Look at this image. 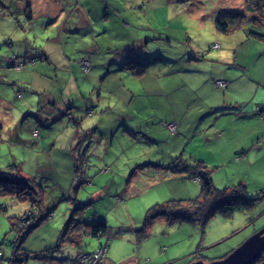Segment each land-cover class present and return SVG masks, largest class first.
Here are the masks:
<instances>
[{
  "label": "rangeland",
  "instance_id": "1",
  "mask_svg": "<svg viewBox=\"0 0 264 264\" xmlns=\"http://www.w3.org/2000/svg\"><path fill=\"white\" fill-rule=\"evenodd\" d=\"M31 1L34 8L32 28L22 36L26 35L25 40H29L31 52L41 51L48 56L44 62L38 60L44 64L38 65L37 69L48 76L52 72L63 74L58 79V88L53 91L55 98L61 101L71 98L75 105L80 102L81 108L65 109V114L57 120H40L35 124L38 136L34 137L27 131L30 129L28 123L23 121L31 118L27 115L33 109L24 106V101L10 90L11 86L6 83L8 79L0 77V169L7 164L13 170L21 166L19 174L37 175L43 186L42 211L39 212H53L24 239L22 247L28 255L21 262L22 254H12L2 239L10 232V221L30 213L29 205L32 204L20 202L11 193L0 194V264H49L53 259L70 258L79 248L75 243L61 239L60 234L71 219L78 221L91 216L93 222L97 218L93 214L95 206L109 226L106 256L112 264H190L195 256L212 260L230 252L264 226V196H261L252 206L243 207V211L235 210L228 217L216 213L203 226L164 219V223L157 222L152 230L149 227L142 229L146 210L162 199L167 184H161L163 190L157 185L150 184L145 188L134 185L132 189L137 191L133 195L125 186L130 174V178H146L157 155V148L144 138L132 144L130 132H153L156 137L159 132H164V137L167 134L178 137L177 132H199L198 129L208 123L212 132H222L224 128L228 133L245 130L241 127L245 120L232 122L234 115L212 118L211 113H203L207 105L219 108L216 113L234 109L245 112L246 105L239 108L234 102H252V80L257 79L264 69V39H253L247 33L251 26L257 31H261V27L244 21L243 27L228 33L215 28L217 13L230 8V4L236 5L237 0H136L125 4L118 0H111V3L101 0L95 9L93 3H85L88 16L80 18L77 10L67 11L69 17L66 19L64 11L57 14L48 8L50 0ZM23 4L22 0L17 7ZM10 21L14 20L9 16L0 17L2 56L10 49L5 43L6 37L9 34L14 39L19 37ZM77 21L80 23L76 24ZM208 46L213 48L209 50ZM88 55H91L93 65L80 88L91 114L86 116L83 115L85 104L79 91L68 89L63 82L70 83L66 73L68 67L78 65L79 59ZM80 62L84 65L85 61ZM2 72L0 75L5 71ZM70 75L77 83L82 81L80 76ZM19 76L24 77L22 73ZM232 76L238 78L237 82ZM216 79L235 83L222 85L220 81L215 82ZM18 81L21 82L18 85L26 86L24 81ZM261 90L256 101L264 100V88ZM7 99L13 106L5 103ZM107 102L115 108L98 120L99 132H114L116 136L113 144H110L109 137L106 145L104 138L84 131L95 126L94 114ZM90 103L95 104L93 108ZM70 112L83 115L84 121L71 122L68 119ZM169 123L174 124L173 129L168 127ZM187 137L173 154L180 160L188 157L187 152L191 158L208 155L209 147L215 143L212 140L203 147L198 144V135ZM230 139L229 134L221 138L218 145L222 151L228 149ZM33 141L35 146L30 144ZM257 142L261 144V136ZM262 144L264 152V136ZM164 148V163L168 167L169 163L170 166L184 167V164L169 160V142L164 143ZM253 152L255 148L250 151ZM195 159L194 163L202 161ZM82 161H85L84 167L86 163L90 165L86 174L94 176L90 182H82L74 189L83 176L88 179L78 168L69 174L74 163L80 166ZM250 162L251 154L249 160H226L217 170L206 165L211 168L212 183L218 188H230L246 179L248 189L252 190L246 188L249 193L264 190V160L258 162V168L249 165ZM37 165L40 169L33 173L30 167L36 168ZM250 179L254 180L251 182ZM255 179L259 180L256 182ZM68 180L70 183L62 192L59 185H66ZM188 180L189 191L199 197L201 183L197 176ZM102 188L108 193L95 197L94 193ZM74 197L85 204L82 209L75 208ZM34 213H38V209ZM65 231L67 233V229ZM72 234H75L76 241L79 240V250L95 249L100 242L88 234H78L77 231ZM105 238L103 236L101 241L104 242ZM82 256L79 257L80 263L87 258ZM88 264L98 263L92 259ZM257 264H264V261Z\"/></svg>",
  "mask_w": 264,
  "mask_h": 264
},
{
  "label": "trees",
  "instance_id": "2",
  "mask_svg": "<svg viewBox=\"0 0 264 264\" xmlns=\"http://www.w3.org/2000/svg\"><path fill=\"white\" fill-rule=\"evenodd\" d=\"M109 3H111V0H107ZM119 2H135L136 0H118ZM229 1V0H227ZM236 5L230 4V8H225L220 10L214 20L215 28L221 32V33H228L232 32L235 29H238L240 27H243L244 21H247L248 23L261 27V31H257L251 28L249 31L247 30V33L249 37L253 39H264V0H237ZM22 2V0H0V17L5 18L6 16H9L14 21H10V23L13 26L14 30H18L19 37L18 39H14L12 34H9L6 37V44L9 45L10 49L8 50L7 55H0V73H3L2 70H4V74L0 75V77H3L8 79L6 81L7 84H9L11 87L10 90H13L15 92V95L17 98H20L24 101L22 103L27 108L33 109V111L30 112L29 115L31 118L23 120L24 122L28 123V127L30 126V129L27 128V131L29 130L32 132L34 137L38 136V129L35 127L36 123H39L40 120L44 122V119H51L57 120L59 119L66 110H71L72 108H81L80 102L77 103L78 105H75L73 102V99L71 98H64L63 101L55 98L53 91L58 88L57 82L59 77H61L63 74H57V73H51L49 76L47 74L41 73L43 78L41 79L42 89L40 90H34L31 89L29 84L25 83L26 86H20L18 84H21L20 81L16 82V80H22L25 81L26 78L29 79L27 76L31 73L32 66L36 67L41 64L43 65L45 60L48 59V56L45 52L39 51L38 53H33L28 48L29 40L26 39V35L22 34L24 32L29 31L32 28L31 22L34 19V8L31 0H23L24 4L22 7H17L18 3ZM91 2L93 3L94 7L93 9L97 8L102 1L101 0H50L49 7L52 9V11H56L57 14H59V11H64L65 13V19L69 17V14L66 15L67 11L72 12L77 10L79 12L80 18L86 17L87 9L85 11V3ZM58 7V8H57ZM57 9V10H55ZM70 10V11H69ZM5 15V16H2ZM71 15V14H70ZM52 16V15H51ZM54 16V15H53ZM52 16V17H53ZM88 16V14H87ZM78 20V18H76ZM80 23V21H77L76 24ZM2 24L0 23V27ZM6 35L3 34V37ZM11 37L13 39H11ZM23 38V40L21 39ZM216 44V43H215ZM214 45V44H213ZM210 46H208L209 49ZM213 48V47H212ZM210 48V49H212ZM209 49V50H210ZM41 52V53H40ZM89 57L80 58L78 65L77 63L72 64L69 68V71H66L68 73L67 79L70 81V83L63 82L65 86L68 89H76L79 91L80 96L83 103L85 104L84 110L85 112H89L87 109V103L85 100V97L82 94L81 91V84H85L84 80L88 78L89 73L91 72L92 67V61H91V55H88ZM128 58V57H126ZM38 60H42L38 61ZM80 61H85L87 63V67L81 64ZM12 68V69H10ZM264 69L262 70V72ZM261 72V73H262ZM19 73H22V75L25 77H20ZM72 73L73 75H78L81 77L82 81L80 83H77V81H74L72 76L70 75ZM12 75L5 76V75ZM16 79H14V78ZM260 76L252 80V83L254 85V98L252 102H250L247 108V111H252L254 114H258L259 118L264 120V104L259 103V101H256V95L259 94L264 88L263 86L259 88L260 83ZM216 81H220L223 84H228L229 81L224 79H216ZM48 84L47 87L45 84ZM73 84V86H71ZM17 85V86H16ZM29 85V86H28ZM69 85V86H68ZM212 86H214L212 84ZM23 90V88H25ZM65 87V88H66ZM259 89V90H258ZM95 89L92 91L94 92ZM258 91V92H257ZM91 92V93H92ZM27 98V101L25 102V99ZM91 99V98H90ZM1 101V100H0ZM5 102V101H4ZM8 105L13 106V103L11 100L7 99L6 102ZM106 103H104L105 105ZM235 105H238L240 107V103L237 104V102H234ZM244 104V103H242ZM91 108L95 104H91ZM245 105V104H244ZM210 105H207L208 107ZM112 104H106L104 107V114L110 109H114ZM224 108V107H222ZM66 109V110H65ZM213 112L204 111L211 113L212 118L216 116L219 117L222 113H216V110H220L219 108L213 107ZM238 110V109H237ZM236 111V109H234ZM74 113L76 112H70L68 113V119H71V122L75 123L78 121L80 123L82 121V117H77ZM90 113V112H89ZM224 113V112H223ZM205 115V114H204ZM33 116V117H32ZM104 116V115H103ZM76 119V120H74ZM212 120V119H211ZM23 121H20L22 124ZM43 124V123H42ZM37 126V125H36ZM17 125H15L16 129ZM100 129L99 122L94 126V128ZM168 127H171V129L174 128L173 123H169ZM93 129V128H92ZM90 130V132H93V130ZM19 132V131H16ZM29 132V133H30ZM85 132V131H84ZM132 136L131 143L134 144L137 140H140V138H144L146 141L151 143L155 148L161 147V139L156 138L152 136L150 133L145 132H130ZM103 135V134H102ZM116 135L111 136L107 135L108 138H105V142L107 145V141L110 137V144L114 143V138ZM144 136V137H143ZM22 140V139H21ZM23 141V140H22ZM32 143H35L33 141ZM32 143H30L32 145ZM178 159V164H184V170L187 175L190 177L197 176L198 181L201 183V194L199 197L192 196L188 200L183 199H169L165 202L161 203H155L151 205L145 213L142 229L147 228V225L151 224L152 221L155 218L162 217L169 221H188L197 225H204L210 217L215 215L216 213H220L221 215L228 217L231 215L235 210L237 211H243V207L247 208L246 206H252L255 204L259 199H261V196H264V190H258L255 192L249 193V191L246 189V186L241 184H238L236 186H232L230 188L224 187V188H218L216 187L211 180L210 177V171L211 168H209L206 164H204L202 161H198L197 163H191L186 164L185 159ZM196 161V160H195ZM52 165V164H51ZM85 161H82L81 165L78 166L76 163L73 165V169L71 168V174L72 170L75 169H81L86 174L87 169L90 167L89 164ZM52 167H54L52 165ZM18 169L21 168V166L17 167ZM40 169L38 165L36 168L30 167V170L35 173L37 169ZM13 170L10 168V165H6V167H3L0 169V194H7L11 193L14 196L17 197V199L22 202L29 205L32 204L34 207L31 206L30 213H26L27 215H21L18 218H14L10 221V232L5 236L2 241L5 242L11 249L12 254L16 255L19 252L22 254V258L19 261H23L25 257L28 255L27 250H25L22 247V244L24 242V239L27 237V235L31 232V230L36 227L43 219L46 217H49L50 214L52 215V211H48L47 214H42L40 211L41 205H42V184L37 179V175L33 176H25L22 174H19V170ZM212 172V171H211ZM88 176V179L83 176L82 180H79L77 184L74 185L75 188H79V186L82 184V182H90V180L93 178L94 175ZM90 176V177H89ZM89 180V181H87ZM42 181V180H41ZM70 180H68V183L66 185H59V189L64 192L66 190L67 185L69 184ZM53 185V184H52ZM69 193V192H68ZM75 208H83L85 204L80 202L79 200L74 197L73 199ZM93 201H91V204ZM38 209V213H34L35 210ZM97 212V206L94 207L93 214L95 215ZM37 214V215H36ZM100 215V214H99ZM96 214L97 218L91 222V216H89L87 219H80L78 221H75L74 219H71L67 225L65 223V228L63 232L60 234V238L63 240H67L69 242L75 243L79 249H81L79 240L74 239V235L72 233H75V231L84 234H88L92 237H96L100 240V242L97 243L96 248L92 250L88 249H82L77 250V252L72 255L70 258L67 259H53L49 264H76L78 263V256L86 254L90 258H98V264H112L111 261H108V256H106V251L108 248V233H109V226L106 224V222L103 220L105 219L103 215L99 216ZM17 219V220H16ZM106 220V219H105ZM72 221V222H71ZM111 227V226H110ZM70 230H69V229ZM67 229V233L66 230ZM141 229V230H142ZM70 232V233H69ZM105 236V241L102 242V237ZM101 251V253H98ZM98 253V254H97ZM228 253V252H227ZM226 253V254H227ZM225 254V255H226ZM37 255V254H34ZM222 255L221 257L225 256ZM263 255V254H262ZM260 258H257L252 264L259 263ZM198 258L197 256L192 257L191 259ZM259 261L257 262V260ZM203 260L204 259H199ZM211 260V259H206ZM13 261H16L15 258H13ZM194 261V260H192ZM190 261V263L192 262ZM173 262V261H172ZM206 262V261H205ZM168 264H171L168 263Z\"/></svg>",
  "mask_w": 264,
  "mask_h": 264
},
{
  "label": "crops",
  "instance_id": "3",
  "mask_svg": "<svg viewBox=\"0 0 264 264\" xmlns=\"http://www.w3.org/2000/svg\"><path fill=\"white\" fill-rule=\"evenodd\" d=\"M30 68H31V73H30V75L27 76L29 79L26 78V80L24 82L29 84L30 85L29 87L31 89H34V90L42 89L43 82H41V79L43 78V76L41 75V73L38 71V69L36 67L32 66ZM232 78H234L236 80L235 82H237L238 78L236 76H232ZM259 80H260V83H259L260 87L259 88H261L262 86L264 87V71L261 73V77ZM235 82H233V83H235ZM233 83L230 81L228 82L229 85H232ZM45 85L47 87L48 84H45ZM71 86H73V84H71ZM259 103L264 104V100H259ZM237 104H239V102H237ZM245 105H246L245 109L248 108L247 102L245 103ZM241 106H244V104L241 103L240 107ZM213 107H214V105H210L208 107H205L203 109V113H204V111H208V110H210V112H213V110H212ZM241 112H243V111H241ZM83 115L87 116V115H91V114H89V112L88 113L83 112ZM83 115L81 116L82 122L84 121ZM94 115H95L94 124L96 126V124H98V120H100L104 115V107H102ZM221 115H226V116L234 115L232 122L245 120V121H242L243 126H241V127H245V130H241V131L239 129L238 130H232L231 132L228 133V132H225V128H224L222 132H212L210 130V128H208L209 127L208 126L209 123H208L203 127L201 126L198 129L199 132H177L176 134L178 135V137L169 136L168 134L164 137V132H159V136L156 137L155 135L152 134L153 132H145V133H150L152 136H154L156 138H160L162 141L161 147H158L156 150V152H157V155L155 158L156 161L152 163L153 167H152V169H150L148 171L149 173L147 174L146 178H144L142 180L137 179V177L130 178L132 176L130 174V176L127 179V182L125 184L127 190H129V194L133 195V193H135V191H137V190L133 191L132 188L134 185L136 187H139V188L141 187V185H143V188H145L151 184V186L157 185L161 188V184L166 183L167 184L166 190H165L166 193H165V195H163L162 199L156 201V203L165 202L169 199H183V200L190 199L195 194V193L191 194V192L188 189V184L190 183L188 178L190 176L186 174L184 168L180 167V165L170 166V163H169V167H168L164 163V149H165L164 143L169 142V144L171 146V148L169 149L171 152L170 153L171 157L169 158V160H172L171 163L177 164L178 156H173V154H175V152H177L179 150V148L182 146V143L188 139L187 136L190 134H196L200 137L198 139V144L200 146L206 147L207 145H209L212 142V140H215V143L211 147H209V150H208L209 154L208 155H202L201 154V155H196L195 157L191 158L192 155H190L189 152H187L186 154L188 155V157L183 158L186 160V164H191L194 162V160H196L195 158H198V159L202 160L203 163L211 166V168L214 167L217 170V169H219V167L223 166V164H224V162H226V160H235V161L243 160V159L249 160L250 154H251V161L252 162H250L248 164L249 165L253 164V166L255 168H258V162H261L264 160V152H263V144H262L263 136H264V120H262V119L259 120L258 114H254L252 111L251 112L247 111V109L243 113H239V111L236 110V111L224 112V113L220 114L219 116H221ZM76 116L79 117V115H76ZM74 120H76V119H74ZM254 123L256 125H254ZM257 126H258V128H257ZM92 130H93V132H90L87 129V130H85V132L90 133V134L94 133L96 136H98L101 139H103L104 137L108 138L107 135L109 136V133H111V136H114V132H99V130L96 129V127L95 128L93 127ZM14 132H16V131H14ZM96 132H99L100 134H96ZM259 132H261V134ZM171 133H174V132H171ZM227 134H229L231 136V139L229 141L230 146L228 147L227 150L222 151L221 147L218 145V143L220 142L221 138L225 137ZM260 136H261V144H259L257 142V141H259ZM242 139H245V140L242 141ZM22 140H23V142H26V139H22ZM99 141H102V140H99ZM202 143H205V144L201 145ZM32 145L35 146V143H32ZM253 148H255V152L250 153L251 149H253ZM240 149H241V151H239ZM109 163H110L111 168H112L111 161ZM135 165H136V162H135ZM111 173H112V169H111ZM125 174H127V173H125ZM190 178H192V177H190ZM253 180L254 179H250L251 182ZM255 180L257 182L259 179H255ZM242 183L245 184L246 188L248 189V186H249L248 180L243 179ZM249 191H252V190H249ZM106 193H108V192L104 188H102V190L101 189L97 190L94 193V196L98 197L100 195H105ZM123 194L125 195L126 193L123 192ZM153 204H155V203H153ZM97 212H98V210H97ZM96 214L97 215L100 214L99 216L102 215L100 212H98ZM163 221H164V218H162V217L155 218L148 227L150 230H152L154 225L157 222L164 223ZM200 258L201 257H198L196 259H200ZM192 260H195V259H191V261ZM204 260H206V259H204ZM119 264H121V263H119ZM130 264H135V263H130ZM147 264H149V263H147Z\"/></svg>",
  "mask_w": 264,
  "mask_h": 264
},
{
  "label": "water",
  "instance_id": "4",
  "mask_svg": "<svg viewBox=\"0 0 264 264\" xmlns=\"http://www.w3.org/2000/svg\"><path fill=\"white\" fill-rule=\"evenodd\" d=\"M264 250V226L252 233L225 256L209 261L195 260L190 264H251Z\"/></svg>",
  "mask_w": 264,
  "mask_h": 264
},
{
  "label": "built area",
  "instance_id": "5",
  "mask_svg": "<svg viewBox=\"0 0 264 264\" xmlns=\"http://www.w3.org/2000/svg\"><path fill=\"white\" fill-rule=\"evenodd\" d=\"M83 64H84L85 67H87V63H86V62H84ZM98 253H101V251H99ZM83 255H84V256H87L86 261H85L84 263H80V262H79V261H80V260H79V257L82 256V255H80V256L78 257V261H77L78 263H76V264H88V261H91L92 259H95L97 262H98V260H99L98 258H95V257L90 258V257H89L88 255H86V254H83Z\"/></svg>",
  "mask_w": 264,
  "mask_h": 264
},
{
  "label": "bare ground",
  "instance_id": "6",
  "mask_svg": "<svg viewBox=\"0 0 264 264\" xmlns=\"http://www.w3.org/2000/svg\"><path fill=\"white\" fill-rule=\"evenodd\" d=\"M150 225V224H149ZM149 225H147V227L149 226ZM264 251V250H263ZM98 254V253H97ZM82 255V254H81ZM80 256V255H79ZM78 256V257H79ZM82 257H84V256H82ZM260 261H264V254H263V256L261 257V259H260Z\"/></svg>",
  "mask_w": 264,
  "mask_h": 264
}]
</instances>
